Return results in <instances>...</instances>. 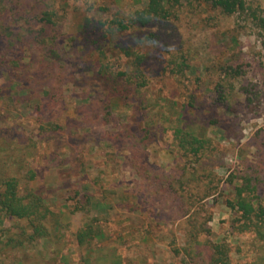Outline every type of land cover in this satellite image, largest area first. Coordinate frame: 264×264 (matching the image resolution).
Listing matches in <instances>:
<instances>
[{
    "label": "rangeland",
    "instance_id": "rangeland-1",
    "mask_svg": "<svg viewBox=\"0 0 264 264\" xmlns=\"http://www.w3.org/2000/svg\"><path fill=\"white\" fill-rule=\"evenodd\" d=\"M91 1L92 10L68 0L3 6L12 13L0 17V192L19 180L21 195L45 201L55 230L30 240L27 222L0 213V264H96L112 251L123 264H210L222 244L231 264H264V240L241 231L231 207L251 175L261 176L253 196L264 205V0L232 16L179 0L167 26L126 32L116 20L145 0ZM42 28L46 41H22ZM120 45L144 55V88L109 77L124 69ZM177 128L208 139L205 155L187 156ZM90 225L101 234L82 246Z\"/></svg>",
    "mask_w": 264,
    "mask_h": 264
},
{
    "label": "trees",
    "instance_id": "trees-1",
    "mask_svg": "<svg viewBox=\"0 0 264 264\" xmlns=\"http://www.w3.org/2000/svg\"><path fill=\"white\" fill-rule=\"evenodd\" d=\"M7 0H0V17L3 13L8 12L11 16V10L3 8ZM70 3L81 2L89 5L88 8L92 10L96 6L95 1L91 0H68ZM197 3H206L210 5L215 10H220L223 14L232 16L235 14H244L247 12V1L246 0H194ZM146 6L142 10H136L128 16V20L120 19L116 20L117 28L116 31L126 32L133 29L134 27H140L148 25L153 22L159 23V27L167 26L172 17L175 16L176 6L179 0H145ZM100 11H107V7L102 5L98 8ZM53 13L44 12L42 14L41 20L47 23H55L53 20ZM9 16V17H10ZM95 18L90 15L86 17V26L93 23ZM20 32L17 31V35ZM35 34H39L40 41H46L44 38L47 36L46 29L42 28L39 32L38 30H30V33L25 35L22 41L29 37H34ZM41 34V35H40ZM158 36V34L156 35ZM20 47V46H19ZM121 56L120 61H125L124 69L115 71H108L109 77L118 83H125L129 81L134 83L138 90L146 86V79L144 78V73L142 71V63L145 61L144 55L136 52L132 48L124 47L120 45ZM102 58L100 62L103 63V69L107 65V55L102 50ZM19 60V59H18ZM107 67V66H106ZM179 71V78L186 77V73L183 71L184 67ZM42 76V75H41ZM181 81V80H180ZM184 85V84H183ZM186 93L184 92V103L190 108L197 107V99L193 96L192 89L186 87ZM218 92L221 90L217 89ZM222 95V94H221ZM223 96V95H222ZM221 96V97H222ZM176 136L178 137V144L181 150L187 156L201 158V155H205L209 147V140L198 138L192 132H186L183 128H177ZM32 173L30 179H34L35 175L32 170H29L27 174ZM261 176L251 175L246 176L244 182L239 187H236L237 198L235 202L231 203V207L237 210L238 213H242L244 220L241 226V231H254L257 236L264 240V205L259 203V201L253 196L257 185L261 182ZM5 189L0 192V213H4L7 216L14 217L17 220H24L27 222V227L34 234L28 236L30 240H36L41 238H50L54 235V226H51L50 215L51 211L47 208L45 201L34 193L32 190L25 189V194L21 195L20 182L16 178L5 180ZM210 193V190H209ZM24 234V233H23ZM101 234L99 228L95 226H89L78 233L79 243L82 246H91L92 240ZM199 233L191 234V241L189 247L193 248L191 251V256L194 258H199L197 246L201 245L199 241ZM51 239V238H50ZM61 240V238H59ZM26 239L22 238L20 243H25ZM229 250L227 245H217L214 247L213 254L210 257V264H231L229 257ZM261 258L258 262L254 264H259ZM96 264H123L122 257L117 251H112L110 255L105 256L103 260L97 262Z\"/></svg>",
    "mask_w": 264,
    "mask_h": 264
}]
</instances>
